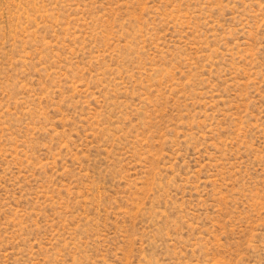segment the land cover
<instances>
[{
  "label": "rangeland",
  "instance_id": "rangeland-1",
  "mask_svg": "<svg viewBox=\"0 0 264 264\" xmlns=\"http://www.w3.org/2000/svg\"><path fill=\"white\" fill-rule=\"evenodd\" d=\"M0 264H264V0H0Z\"/></svg>",
  "mask_w": 264,
  "mask_h": 264
}]
</instances>
